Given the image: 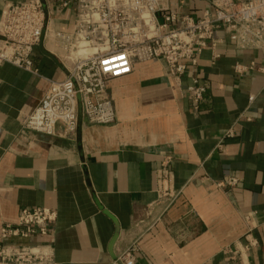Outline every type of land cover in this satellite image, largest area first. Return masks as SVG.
<instances>
[{
  "label": "crops",
  "instance_id": "0c3cea01",
  "mask_svg": "<svg viewBox=\"0 0 264 264\" xmlns=\"http://www.w3.org/2000/svg\"><path fill=\"white\" fill-rule=\"evenodd\" d=\"M15 1L0 0V18ZM209 8V0H169L178 26ZM76 22L75 3H52L33 56L40 75L0 65V228L23 208L57 212L50 236L4 242L47 243L58 264H118L136 239L135 264H264V74L235 68L264 65V50L240 49L217 30L221 57L213 62L205 50L194 73L206 88L198 109L188 98L191 76L176 79L152 60L109 80L113 124L90 123L80 111L73 135L26 131L48 79L66 76L55 33ZM166 156L179 192L167 210L156 193ZM230 178L238 184L227 186Z\"/></svg>",
  "mask_w": 264,
  "mask_h": 264
},
{
  "label": "built area",
  "instance_id": "2783aa9c",
  "mask_svg": "<svg viewBox=\"0 0 264 264\" xmlns=\"http://www.w3.org/2000/svg\"><path fill=\"white\" fill-rule=\"evenodd\" d=\"M54 2L64 8L75 3L77 22L72 31L55 33L66 76L48 79L43 96L23 119V129L30 132L73 135L80 111L90 123L113 124L116 110L108 93L109 80L129 74L136 63L152 60H162L176 79L191 76L188 98L198 109L206 88L194 73L205 50H211L213 62L221 57L217 30H223L240 49L264 50V0H209L211 8L198 17L183 15L180 26L177 14L170 12L169 0H20L8 2L2 10L0 65L8 63L40 75L33 56L44 38ZM235 68L239 73L256 69L264 74V65L255 63H238ZM234 134L229 128L225 136ZM172 161L173 157L166 156L156 172L157 202L165 210L179 196ZM238 182L230 178L226 185ZM56 220L57 212L48 207L21 209L15 223L0 228V264H58L47 243L4 242L33 235L48 237ZM139 252L136 239L118 254L116 263L135 264Z\"/></svg>",
  "mask_w": 264,
  "mask_h": 264
}]
</instances>
